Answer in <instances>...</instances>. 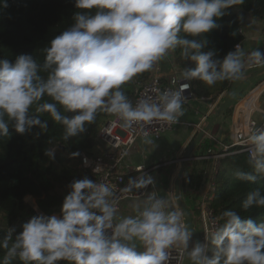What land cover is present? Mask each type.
Returning <instances> with one entry per match:
<instances>
[{
  "label": "clouds",
  "instance_id": "9594fccd",
  "mask_svg": "<svg viewBox=\"0 0 264 264\" xmlns=\"http://www.w3.org/2000/svg\"><path fill=\"white\" fill-rule=\"evenodd\" d=\"M243 3L75 0L81 11L43 49L42 64L30 54H21L14 62L0 59V136H8L10 127L20 134L34 127L47 130L43 114L62 126L64 141L84 133L99 112L115 116L124 128L178 122L184 115L186 83L135 104L123 86L177 48L183 60L195 64L183 70L182 81L212 86L241 79L246 63L260 61L264 53L246 54L237 44L220 59L215 50H204L208 41L199 37L216 29L228 9ZM0 6L7 7V0H0ZM245 143L250 170H236L234 176L255 182L264 176V126L249 131ZM45 155L54 159V149ZM154 183L148 173L129 178L122 191L140 190V199L131 200L123 214L110 184L87 176L74 180L60 215L39 213L21 225L22 231L16 233L12 227L0 237L4 250L0 264L16 258L21 264H168L170 250L176 247L186 251L190 264H264V221L257 223L226 209L213 220L210 235L195 241L184 212L166 197L145 191ZM252 208H264V191H251L242 201L243 211Z\"/></svg>",
  "mask_w": 264,
  "mask_h": 264
},
{
  "label": "trees",
  "instance_id": "16d2710c",
  "mask_svg": "<svg viewBox=\"0 0 264 264\" xmlns=\"http://www.w3.org/2000/svg\"><path fill=\"white\" fill-rule=\"evenodd\" d=\"M7 5L0 6V59L8 58L13 62L21 54H30L42 64L43 49L51 39L70 27L75 12L81 11L75 8V0H7ZM244 13L252 14L254 19L264 22V0H244L242 5L228 9L227 14L217 21L216 29L199 37L208 41L204 50H215L217 58L222 59L229 51L235 50L236 44L244 43V36L240 34ZM176 63L183 70L195 67L193 62L182 59L179 48L176 49ZM156 64L151 71L139 74L123 86L132 103L137 85L149 81ZM233 81H218L212 86L199 80L190 82L199 96L209 97L229 91ZM233 106L217 119L210 130L212 136H217L224 119L230 120ZM105 118V112H99L95 122L87 125L84 133L68 141L62 139V126L52 121L48 114L41 117L42 120H48L47 130L34 127L20 134L10 127L8 136H0V237L6 235L19 217L39 213L60 215L63 200L71 190L69 185L85 176L90 179L81 167L80 155L83 152L90 153L96 147L100 126ZM216 147L214 140L204 138L193 156H208L209 150ZM49 149H54V159L45 155ZM247 160L248 153L244 152L221 160L214 172L217 191L211 200V207L219 216L224 210L232 209L242 218H251L260 223L264 221V208L243 211L241 203L249 192L256 189L264 191V176H259L255 182L238 180L234 176L236 170H250ZM212 164L211 159L187 161L181 182V195L199 231L201 215L196 201L205 190L206 172L211 170ZM175 169L176 165L158 169V186L161 185V190L170 188ZM26 197L34 203L28 202ZM3 257L4 250L0 249V260ZM11 264L21 262L13 259ZM58 264L68 262L59 261Z\"/></svg>",
  "mask_w": 264,
  "mask_h": 264
},
{
  "label": "built area",
  "instance_id": "2783aa9c",
  "mask_svg": "<svg viewBox=\"0 0 264 264\" xmlns=\"http://www.w3.org/2000/svg\"><path fill=\"white\" fill-rule=\"evenodd\" d=\"M240 34L244 35L242 29H240ZM262 40L264 43V31ZM238 44L243 50V43L240 42ZM167 57H170L171 61L173 60L174 63H176V51L170 53ZM261 68H264V58L260 61L253 60L246 63L244 74H252L255 70H259ZM182 72V67L176 63L174 72L166 79L165 77L153 74L147 83L137 85L134 93L133 104H135L136 101L142 97L151 96L152 98H155L159 92L165 89L173 91L178 90L181 83H186L189 86L185 92L186 99L184 104H196L198 102L209 103L211 108H215L224 97L225 92L209 97L199 96L194 91L190 81L181 80L180 77ZM243 103H245V107H241L240 110L236 112L235 116H233L230 144L223 145L221 151L215 152L213 150H209L208 156L200 158L211 159L214 161L213 172L211 174L212 176L209 178V184L205 191L201 194L198 203L201 215L200 236L202 242L204 241L205 235H210L213 220L219 217V215L216 214L214 209L211 207V200L217 191V184L213 176L214 172L220 166L221 160L227 156L239 152L248 153V145L245 143L246 135L249 131L257 127L264 126V79L258 84L250 86L249 92L241 104ZM105 117V120L101 123L100 131L96 139V147L90 153L83 152L80 155L81 167L91 180L96 182H105L113 187V190L118 197V204L120 207L125 200L140 199V190H133L130 193H124L122 191V189L127 185L128 180L125 175L121 173V170L125 167L124 161L127 160L126 158L129 150L139 140L157 139L172 132L174 128L180 124V122L168 123L164 121H153L150 124L137 123L132 127L124 128L121 126L122 122L118 121L115 116L105 113ZM145 133L147 134L145 135ZM209 138L214 140L215 143H219L215 137L209 135ZM172 163V161L162 162V167L170 166ZM97 167H100L101 170L95 173L94 169ZM155 171L156 167L139 165L133 169V172L137 174L134 178L143 173L151 174L154 177ZM145 191H154L157 195H159L156 180L154 185L149 186V188ZM34 208L37 209L36 206ZM31 217L32 215H26L17 218L10 228L14 227L16 229V233L22 231L21 225L28 221ZM16 233H14V235ZM186 261L187 253L181 247H176L170 250V259L168 264H185Z\"/></svg>",
  "mask_w": 264,
  "mask_h": 264
},
{
  "label": "crops",
  "instance_id": "0c3cea01",
  "mask_svg": "<svg viewBox=\"0 0 264 264\" xmlns=\"http://www.w3.org/2000/svg\"><path fill=\"white\" fill-rule=\"evenodd\" d=\"M241 19H242V23H241L242 30L244 32L243 36L245 39L244 43L250 42V45H251L250 50H247V52H245L246 50L245 51L243 50V51L246 54H250L257 50L263 53L264 43H263L262 38H263V31H264V25H263L264 22L259 19L257 20L254 19L252 14L250 15V14H245V13L242 14ZM244 43H243V47H244ZM246 59H247V56H246ZM175 68H176V63H174L173 60L171 61L170 57L168 58L166 56L163 60L157 62L153 74H157L161 77H165L166 79L169 75H171L174 72ZM256 79H258V77L255 78L254 80ZM251 82L247 83L246 87H248L251 84ZM243 106L245 107V104L238 105L237 111H239L240 108ZM216 108L217 106L215 108H211L209 103H201V102H198L196 104H192V103L183 104L184 115L179 118L180 124H178V126L174 128L172 132L162 137H159L157 139L139 140L129 150L127 158H126L127 160L124 161L125 167L123 170H121V173H123L126 179L129 180V178H134L137 175L135 174V172H133V169L136 166L145 165V166L156 167L154 177L157 183L159 195L166 197L170 205L174 206L175 208L180 209L178 205L176 204L175 195H174V181H175V178L180 168L176 169V172L171 181L170 188L167 189L166 191L161 190L162 188L159 187L161 185L158 186V179H159L158 169L162 167V162L169 161L172 158H178V156L180 155L182 156L183 154L184 155L186 154L188 148L190 147L192 142L195 140V137L197 136V134H199L200 131H202L203 128L205 129V127L208 125L212 117L211 115L213 114ZM222 124H224L223 121H222ZM231 128L232 127H230V125L229 127L227 126L224 127V125L223 126L221 125L220 130L216 137L212 136L210 133L206 135L205 138H209V135H210L212 137H215L219 142L218 144L216 143L217 147L213 149V151L215 152L221 151L223 145L230 144L229 142H231V131H232ZM197 147L195 148V150L197 149ZM195 150L193 151V155H194ZM200 158L202 157H194L191 161L204 160ZM179 163L178 165L180 166ZM212 163H214V161H212ZM211 170L213 172V164L211 166ZM210 171L206 172L207 174L205 176V181H204L205 189L207 188L209 184V178L212 174L210 173ZM203 192H201L198 196V199L196 201L197 205L199 203L200 196ZM130 201L131 200H125L121 204L120 209L123 211V214H127V204Z\"/></svg>",
  "mask_w": 264,
  "mask_h": 264
},
{
  "label": "water",
  "instance_id": "95a60500",
  "mask_svg": "<svg viewBox=\"0 0 264 264\" xmlns=\"http://www.w3.org/2000/svg\"><path fill=\"white\" fill-rule=\"evenodd\" d=\"M264 73V68H261L259 70H255L252 74L245 73L241 79L234 80L231 88L226 94V97L222 104L218 107V109L215 111L214 115L211 117L208 125L203 129L195 138V140L192 142L190 147L188 148L186 154L181 158L180 160V169L179 172L175 178L174 181V195L176 204L178 207L184 212V222L186 225H190L191 232L194 233L193 239L195 241H201L200 231L195 227L193 218L190 214L189 209L187 208V205L182 199L181 196V182L185 173V164L187 161L192 160L193 157V151L195 148L200 144V142L203 140V138L206 137V135L209 133L211 128L213 127L214 123L217 121V119L232 105L237 99V91L240 87L243 86V84H247L254 80L255 78L261 76ZM202 242V241H201Z\"/></svg>",
  "mask_w": 264,
  "mask_h": 264
},
{
  "label": "rangeland",
  "instance_id": "374dc122",
  "mask_svg": "<svg viewBox=\"0 0 264 264\" xmlns=\"http://www.w3.org/2000/svg\"><path fill=\"white\" fill-rule=\"evenodd\" d=\"M251 49V45H250V42H248V43H244V51L245 52H247V50H250ZM264 79V74L262 75V76H259L258 77V79H256V80H253L252 82H251V84L248 86V87H246V84H243V86L242 87H240L239 89H238V91H237V99H236V101H235V103H234V106H233V112H232V115H231V118H230V120H229V118H227V119H224L223 120V122H224V127H229V125H230V127H233V116H235V114H236V112H237V110H238V105H240L241 104V102L243 101V99L246 97V95H247V93L249 92V88H250V86H254V85H256V84H258L261 80H263ZM227 92L228 91H225V93H224V97L221 99V101H220V103L217 105V108L214 110V112H213V114L211 115V116H213L214 115V113H215V111L218 109V107L222 104V102L224 101V99H225V97H226V94H227ZM212 96H215V95H212ZM229 121V122H228ZM230 121H231V123H230ZM230 123V124H229ZM204 129V128H203ZM232 129V128H231ZM201 132V131H200ZM210 133V132H209ZM230 143V142H229ZM184 155V154H183ZM183 155L181 156H178V158H172V159H170L169 161H172L173 162V164L171 165V166H173V165H176V169L178 168H180V166L178 165V163L180 162L179 160L181 159V157H183ZM180 158V159H179ZM180 164V163H179ZM176 169H175V172H176ZM210 173H212V170L210 171ZM212 176V175H211ZM210 176V177H211ZM213 176H214V174H213ZM28 199L27 200H29L28 202H31V204H33L34 203V201L32 200V199H29V197H27ZM201 228V227H200ZM185 264H190V261L188 260V258H187V261H186V263Z\"/></svg>",
  "mask_w": 264,
  "mask_h": 264
}]
</instances>
